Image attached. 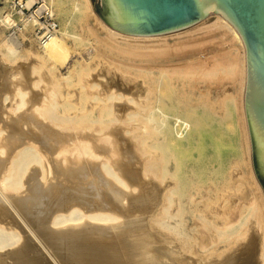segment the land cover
<instances>
[{"label": "bare ground", "instance_id": "bare-ground-1", "mask_svg": "<svg viewBox=\"0 0 264 264\" xmlns=\"http://www.w3.org/2000/svg\"><path fill=\"white\" fill-rule=\"evenodd\" d=\"M9 2V10L0 9V25L13 28L20 22L27 47L22 54L16 37L0 36V264H48L60 254L64 264H195L197 252L190 255L185 247L191 237L199 249L211 247L199 254H207L203 263L233 264L232 253L241 243L218 257L248 236L249 222L262 231L258 257L264 264V199L252 172L247 201L234 204L225 194L230 167L248 162L252 147L245 124L246 47L231 28L215 15L183 29L128 34L105 23L88 0H18L17 10ZM54 9L61 28H54ZM41 17L51 20V29ZM90 17L100 27L97 32ZM71 21L95 40L67 31ZM32 28L39 50L28 35ZM215 36L221 39L218 48L216 39L208 40ZM202 39L217 49L207 43L214 51L202 52ZM73 52L65 75L58 78L75 76L76 101L55 76ZM96 53L102 61L112 59L107 61L115 62V70L118 64L127 68L119 66L118 73L130 69L129 75H141L143 81L118 73L107 77L110 71L107 76L92 73L89 63L97 61ZM28 55L44 68L42 74L37 75L38 66L23 62ZM28 69L37 77L30 78ZM222 79L231 81V92L226 84L219 86L225 91L218 87ZM198 82L207 84L194 90ZM123 133L133 143L121 140ZM54 135L63 141L52 145ZM35 174L40 181L31 183ZM88 175L103 189L95 190ZM81 182L88 186L80 187ZM133 210L147 212L150 224L179 238L175 242L168 230L172 245L164 239L153 244L141 218L127 222ZM40 222L45 226L35 230ZM43 238L53 243L54 256L59 253L55 258L48 250L53 245L47 248ZM43 249L46 262L39 252Z\"/></svg>", "mask_w": 264, "mask_h": 264}, {"label": "water", "instance_id": "water-1", "mask_svg": "<svg viewBox=\"0 0 264 264\" xmlns=\"http://www.w3.org/2000/svg\"><path fill=\"white\" fill-rule=\"evenodd\" d=\"M111 27L153 34L218 15L246 47L245 124L252 164L264 195V0H88ZM257 154V155H256Z\"/></svg>", "mask_w": 264, "mask_h": 264}, {"label": "rangeland", "instance_id": "rangeland-1", "mask_svg": "<svg viewBox=\"0 0 264 264\" xmlns=\"http://www.w3.org/2000/svg\"><path fill=\"white\" fill-rule=\"evenodd\" d=\"M14 1V5H13V9H15V10H17L18 8H19V5H17V1L18 0H13ZM36 1H41V0H36ZM8 4H10V2H9V0H8V3L6 2V0H0V9H1V11H3V10H9V6H8ZM92 5V4H91ZM36 7V6H35ZM34 7V8H35ZM34 8H32L31 10H33ZM67 8V7H66ZM93 9V8H92ZM67 11H68V8H67ZM94 11V10H93ZM26 11H25V9L23 10V13H25ZM95 12V11H94ZM15 13V12H14ZM30 13V11L29 12H27V13H25V14H29ZM54 14H55V21H56V23H57V25H56V23H55V27L54 28H61L62 27V21H60V17L57 15V12H56V9H54ZM95 14L97 15V16H99L96 12H95ZM100 17V16H99ZM212 17L213 16H206V18H208V19H212ZM203 18H205V17H203ZM202 18V19H203ZM200 19V20H202V21H205V20H207V19ZM41 19V18H40ZM40 19H39V21H40ZM95 21L94 19H92V17H90L89 18V23L93 26V28L96 30V32H97V30H99V26L98 25H95V23H96V21L95 22H93V21ZM200 20H198V21H196V22H194V23H192V24H190L191 26L194 24L195 25V23H201V21ZM92 21V22H91ZM200 21V22H199ZM197 23V24H198ZM208 23V22H207ZM97 24V23H96ZM68 26H67V31H74V32H76V33H79V34H81L82 36H83V34H84V36L85 35H87V34H85L84 32H83V28H81L82 26H79L80 25V23L79 22H77V21H71L69 24H67ZM99 27V28H97V27ZM200 26V25H199ZM198 26V27H199ZM203 25H201V27H202ZM20 27H21V24H20V22H18V24H17V26H13V28H4V27H1V25H0V36H2L3 34H7V35H9V34H12L14 37H16V40L20 43V48H18L17 50H20L21 51V53L23 54V50L27 47V39H25L24 37L22 38L21 37V33H20ZM186 27V26H185ZM187 27H190V26H187ZM197 27V28H198ZM79 29H81V30H79ZM183 29V28H182ZM185 29V28H184ZM33 30H34V28H32V29H30V30H28V32H29V34H28V32L26 33V34H28V35H30V39L31 40H33V46L36 48V50H39L40 49V46H39V41L37 40V38H35V39H33V37H34V34H32L33 33ZM102 29H100V31H101ZM81 31V32H80ZM34 32H36L35 30H34ZM82 32H83V34H82ZM99 32V31H98ZM2 34V35H1ZM83 36V37H84ZM26 37H28L27 35H26ZM94 36H92V34H90L89 36L87 35V38L88 39H90V42H93V40H95L94 38H93ZM174 37V36H173ZM216 37L217 36H215V38H210V39H208L210 42H212V41H216L217 39H216ZM221 38V37H220ZM167 39L170 41V42H172V37H167ZM213 39V40H212ZM216 39V40H215ZM218 39H219V36H218ZM219 40H221V39H219ZM219 40H217V43H216V45L218 44V42H220ZM38 41V42H37ZM207 40H205V42H206ZM206 42V44L203 42V39H202V41H200V43L201 42H203L204 44H200L201 46H198V48H202V47H204V49H206V51H202V52H210L209 50H211V49H214V50H216L220 45H222V44H220V45H217V48H215V43H214V45L212 46V44L213 43H211L210 44V42ZM95 42V41H94ZM207 43H209V45H211V46H209ZM68 44L69 45H71V42L70 41H68ZM198 45V44H197ZM204 45V46H203ZM206 45H208L210 48L209 49H207L208 47H206ZM225 44H223V46H224ZM222 46V47H223ZM100 48H101V46H100ZM101 49H103V51L105 52V50H104V48H101ZM100 49V50H101ZM203 50V49H202ZM214 50H211V51H214ZM102 51V50H101ZM101 51H98V53L100 54V57H101ZM147 51V50H146ZM196 52H197V50H195ZM75 52V51H74ZM74 52L73 53H71L68 57H67V59H66V62L63 64V65H61V66H59L58 67V69H56L55 71H58L57 73H59V74H57L56 72H54V73H56V77L58 78L61 74V76L63 77L64 75H65V69H66V67L69 65V64H67V63H69L71 60L70 59H72L71 58V56L73 57L74 55ZM198 52H200V50L198 49ZM98 53H96V56H97V54ZM99 54H98V56H99ZM105 54V53H104ZM96 56H94V57H96ZM97 56V57H98ZM104 56V55H103ZM106 56V55H105ZM28 58H26V56H25V58L23 59V62H25V63H27V64H31V65H36V67L38 66L37 65V62H38V60L36 59H34L33 57H31L30 55H28L27 56ZM95 58V60L97 59V63L98 64H100L101 63V61H102V58ZM149 57H152V58H155V57H153V56H149ZM68 58H69V60H68ZM22 59H21V61H22ZM107 60H109V62H110V60H112V59H110V58H106ZM0 60H1V58H0ZM3 60V59H2ZM34 60V61H33ZM68 60V61H67ZM105 57L103 58V61H102V63H103V65H102V63H101V65L99 66V65H96L97 63L94 61V59H92L91 61H90V65L92 66H90L91 68H92V70H91V68H90V70L89 71H91L92 73H95V72H101L102 74H103V76L106 74V73H108L109 71H110V73H108V76H107V74H106V76L107 77H113L114 75L113 74H115L116 75V73H118V72H120V68L122 69V68H124L125 69V67H123L124 65H117V69L116 70H119V71H116L114 68H112V66H113V64L115 63H109L107 60H105ZM33 61V62H32ZM100 61V62H99ZM36 62V63H35ZM94 62L95 63V65L97 66V67H100V68H97L96 66H93L92 65V63ZM104 62H107V63H109L108 64V66H107V63L105 64ZM2 63H6V62H4V61H2ZM30 65V67H32ZM67 65V66H66ZM104 65H106V66H104ZM120 66V68H118ZM39 67V66H38ZM94 67V68H93ZM95 67H96V69H95ZM113 67H115V65L113 66ZM40 68V67H39ZM65 68V69H64ZM105 70H104V69ZM108 68V69H107ZM113 70L114 69V72L113 71H111V69ZM31 69V68H30ZM30 69H28V73L29 74H27V75H29V77L30 78H32L33 77V74H31V70ZM43 69V70H42ZM59 69H60V71H59ZM94 69V70H93ZM108 71H107V70ZM124 69H123V71H124ZM39 70H41L40 72H38L37 71V75H39L40 73L42 74L43 73V71H44V68L43 67H41ZM98 70V71H97ZM125 70H127V68L125 69ZM103 71H105V72H103ZM107 71V72H106ZM122 71V70H121ZM129 71H131L132 72V70H130V69H128V71L127 72H125V73H128V75H126L127 76V78H126V76H125V73L123 72H121V73H118V75H116L117 77H121L122 76V74H123V78H125V79H131V77H132V79L131 80H133V81H139V82H141V81H143L142 79V76L141 75H137V76H134V75H136V74H134L133 76L132 75H129ZM111 72H112V74H111ZM131 72H130V74H131ZM61 73V74H60ZM133 73V72H132ZM36 74V73H35ZM34 74V77L36 78L37 77V75H35ZM111 74V75H110ZM60 76V77H61ZM125 76V77H124ZM128 76H130V77H128ZM115 77V76H114ZM113 77V78H114ZM73 78V79H72ZM122 78V77H121ZM164 78H167V76L166 77H164ZM75 79V76L74 75H71L70 76V79L68 80V81H65V80H62L61 78H58V80L59 81H62V83L61 82H59V83H61L62 84V88L63 89H66V90H70L73 94L69 97V98H71V100L72 101H74L75 100V91H76V88H77V84L73 81ZM224 79H222V81H223ZM230 80V79H229ZM227 81V82H226ZM225 82L226 83H224V81H223V83L221 82V84L219 85V83H218V87L219 86H221V85H225L226 84V86H224V89L226 90L227 88V86H228V90L227 91H229V92H231V81H229L228 82V79L226 80ZM63 82H64V84H63ZM228 83H230V84H228ZM60 84V85H61ZM204 84H207V82H203V83H201V82H198V83H196L195 84V88H194V90L195 89H197V88H199L200 86H204ZM142 86H144V88H145V86L147 87V84L146 83H142ZM215 86V85H214ZM122 87V86H121ZM164 87H165V85H164ZM186 88H189V86H186ZM220 89H222V91H225L224 89H223V87H219ZM167 89V88H166ZM166 89H163L162 90V92H164ZM76 101V100H75ZM26 113L27 114H29V111H26ZM211 129V128H210ZM124 135H127V136H124ZM55 136V135H54ZM126 137V138H124V137ZM128 136H130V134H127V133H123V135L121 136V140L123 139H127V138H129V140H132L133 141V139L131 138L130 139V137H128ZM51 138H52V136H51ZM115 138V137H114ZM114 138H113V140H114ZM50 140H52V141H50ZM128 140V139H127ZM127 140H124V141H127ZM128 140V142L131 144V143H133L132 141L130 142ZM49 141L52 143V145H54L55 143L56 144H58V143H60L61 141H63V139L60 137V136H55V138H52V139H49ZM46 143H48V141H45ZM135 150V149H134ZM133 150V153L135 154L136 152ZM136 155V154H135ZM246 155H245V153L244 154H242L241 155V157H245ZM240 164H238L237 166L236 165H232V167H230V169H229V172H230V176H229V178L231 179H228V183H227V187L225 188V194L226 195H228L227 197H228V201L229 202H232V203H234V204H236L237 202L238 203H240V202H243V201H247L248 200V198L250 197V192H251V190H252V188H253V185L251 184V179H250V177H249V171H251L252 172V175H253V177H254V180L256 181V183H257V177H256V174H255V172H254V168H253V164H252V147H251V154H250V156H249V158H248V162L246 161V160H243V161H241V162H239ZM236 174H238V175H240L241 176V178H239L238 179V175H236ZM35 175H37V174H35ZM47 176H50L49 174L47 175ZM89 176V177H88ZM87 176V179L89 180V182L90 181H92V182H95L96 180H90V179H93L92 178V176L91 175H88ZM36 178H37V181H40V176H36L35 178H33L32 180H31V183H33V181L35 182L36 181ZM242 178H244L242 181L243 182H241L240 180L242 179ZM94 179H96V178H94ZM155 180L157 179L156 177L154 178ZM238 179V180H237ZM230 180V181H229ZM234 180V181H233ZM156 181H158V180H156ZM239 181H240V183H239ZM237 182H238V184H237ZM96 183V182H95ZM94 183V184H95ZM98 184H99V182H98ZM78 185H81L80 187H85V186H88L87 184H85V183H83V182H81V183H79ZM98 185H97V183H96V185L94 186L95 187V190L97 189L96 187H97ZM100 186V187H99ZM98 186V189L100 188L101 190L103 189L102 188V186L101 185H99ZM149 189V188H148ZM89 192H90V196H91V193L93 194L94 193V191L92 192L91 191V189L89 190ZM133 192H136V190H134ZM254 192H257V190H254ZM262 195H263V192H262ZM244 196L245 197H247V198H244ZM242 197V198H241ZM215 198H216V195L215 196H213L212 197V199L209 201V203H208V205L209 206H213L214 204H215V202H212V201H214L215 200ZM263 199H264V195H263ZM218 202V201H217ZM124 204H126L127 202L125 201V202H123ZM153 203H156L157 204V206L159 205V202H157L156 200H154V201H152V204ZM214 203V204H213ZM234 204H232V205H234ZM134 211V210H133ZM157 212V211H156ZM146 214H147V212H145V211H137L136 213H135V211L134 212H132V213H129V215L128 216H126V218H127V222H129L130 223V221H129V219H131L132 217L133 218H135V217H138V218H141L142 219V223H143V225H145L146 226V228H145V226H143L144 228H143V230L145 229V231L146 232H148V233H150V234H152V236L150 237V240L152 241V243L153 244H157L158 243V245H159V242H161V241H163L162 239H164L165 240V242H168L169 244H171V243H174V241L176 242V238H179L178 236H177V234H176V236H174L175 234H174V232L172 231V230H170V229H168L169 231H172L171 233L169 232V234L171 235V236H173L172 238H175V240L173 241V240H171V239H169L170 237H167L168 236V234H167V228L165 229V228H163V232H162V227H161V229H160V227H158V226H156V224L154 223L153 225L154 226H156L155 227V229L156 228H158V230L160 229L161 231H156L155 229H154V227H153V225L152 224H150L151 222H149L148 220V218H147V216H146ZM120 220H121V218H120ZM47 222V220H44V222ZM45 222V223H46ZM147 222H149V225H151L152 227H150L151 228V230L152 231H150V230H148V227H149V225H146V224H148ZM39 224H40V226H45V225H43L44 223H42V222H40V223H37V225L36 226H34L35 227V230H36V228L38 229L40 226H39ZM42 224V225H41ZM47 225V224H46ZM38 226V227H37ZM187 226H188V221H186V222H184V225H182V226H180L181 228H182V230H185L186 228H187ZM257 224H255L254 226H253V223L251 224V222H249L248 223V225H246V231L245 232H247L248 234H246V235H248V236H245V238H244V240H242V241H240V242H236L235 243V245H234V247H232V248H230V249H228L227 251H225L224 252V254L222 253L221 254V256L220 257H218V258H221V257H223L224 255H226L227 253H230V251H233L234 249H235V247H236V245L237 244H239V243H241L242 245L237 249V250H235V251H233V253L232 254H235V258H234V260H233V264H259V260H260V257H258V253H259V248H258V246H260V239H261V236H262V231H261V229L259 230V227L257 226ZM34 229V228H33ZM148 230V231H147ZM166 231V232H165ZM154 232V233H153ZM157 232H159V233H162L163 235L165 234V236H163V235H161V234H157ZM154 234V235H153ZM29 235V234H28ZM30 236V235H29ZM156 238V239H155ZM195 237H191L190 239H187L188 241L186 242V245H185V247H187L186 249H187V253L189 252V254L190 255H192L194 252H197V254L195 253L194 255H192V256H194V259H195V264H197V262H198V264H205V263H203V262H205V256L207 255V254H205V256H201V257H199L202 253H207L206 251L209 249H211V247H206V248H200L199 249V246H198V244H197V241H194L193 239H194ZM42 239V238H41ZM32 240H34V241H36L35 239H33L32 238ZM43 240L44 241H46L44 238H43ZM42 240V241H43ZM160 240V241H159ZM173 241V242H171V241ZM260 240V241H259ZM33 241V242H34ZM43 241V242H44ZM180 241V240H179ZM182 241V240H181ZM47 242V241H46ZM171 242V243H170ZM48 243V244H47ZM47 243H45V245H46V247H47V245H48V247L47 248H49V245H53V243H50V242H47ZM180 243V242H179ZM35 245H37V248L38 249H41L42 250V246L41 245H39V243L36 241L35 243H34ZM161 244V243H160ZM172 245V244H171ZM190 247H192L191 248V250H188V247L189 246ZM41 246V247H40ZM52 247H54V245L53 246H50V248L48 249L51 253H52V255L54 256V251L52 252ZM189 247V248H190ZM195 249V251H193ZM204 249V250H203ZM197 250V251H196ZM208 250V251H209ZM191 251H193V252H191ZM39 252L41 253V255H44L43 256V258L42 259H45V262H46V259H47V257L48 256H46V253L44 252V249H43V251L41 252L40 250H39ZM44 252V253H43ZM43 253V254H42ZM186 253V254H187ZM192 253V254H191ZM56 254V256L59 254V253H55ZM200 254V255H199ZM48 255V254H47ZM199 257V258H201V260H200V263H199V261H198V259L199 258H197V256ZM56 256H54V258L56 257ZM196 256V257H195ZM42 257V256H41ZM46 257V258H45ZM49 258H51V257H49ZM58 258H61V259H58ZM197 258V259H196ZM202 258L204 259V261L202 260ZM49 260V261H48ZM62 260V261H61ZM50 261H52V259L50 260V259H47V263L48 264H53V262H55V261H58V262H56V263H58V264H60V263H62V264H64V260H63V257H62V255L60 254V255H58L56 258H55V261H54V259H53V261L52 262H50ZM202 261V262H201ZM55 263V264H56Z\"/></svg>", "mask_w": 264, "mask_h": 264}, {"label": "built area", "instance_id": "built-area-1", "mask_svg": "<svg viewBox=\"0 0 264 264\" xmlns=\"http://www.w3.org/2000/svg\"><path fill=\"white\" fill-rule=\"evenodd\" d=\"M40 20L43 21V26L45 25L48 29L52 28L51 25H50V23H52L50 19L46 21V20H43V17H41Z\"/></svg>", "mask_w": 264, "mask_h": 264}]
</instances>
